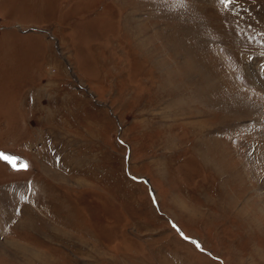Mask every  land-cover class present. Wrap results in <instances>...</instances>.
<instances>
[{
  "label": "rangeland",
  "instance_id": "obj_1",
  "mask_svg": "<svg viewBox=\"0 0 264 264\" xmlns=\"http://www.w3.org/2000/svg\"><path fill=\"white\" fill-rule=\"evenodd\" d=\"M0 151V264H264V0H0Z\"/></svg>",
  "mask_w": 264,
  "mask_h": 264
},
{
  "label": "water",
  "instance_id": "obj_2",
  "mask_svg": "<svg viewBox=\"0 0 264 264\" xmlns=\"http://www.w3.org/2000/svg\"><path fill=\"white\" fill-rule=\"evenodd\" d=\"M22 32H26V30H23ZM0 152H3V153H5V154H7V155H9V156H13V157H16V158H17V168H15V169L12 167L11 164L7 163V162L4 161V160H0V161H2V162L6 163L7 166H8L10 169H14V170L25 169L23 166L26 165V162H25L23 159H21L20 157H18V156L15 155V154H11V153H8V152H5V151H0Z\"/></svg>",
  "mask_w": 264,
  "mask_h": 264
},
{
  "label": "snow or ice",
  "instance_id": "obj_3",
  "mask_svg": "<svg viewBox=\"0 0 264 264\" xmlns=\"http://www.w3.org/2000/svg\"><path fill=\"white\" fill-rule=\"evenodd\" d=\"M221 2L223 3L225 2V0H221ZM0 160H4L7 163L11 164L14 169L17 168V158L16 157L9 156L3 152H0ZM23 167L26 168L27 166L24 165Z\"/></svg>",
  "mask_w": 264,
  "mask_h": 264
},
{
  "label": "bare ground",
  "instance_id": "obj_4",
  "mask_svg": "<svg viewBox=\"0 0 264 264\" xmlns=\"http://www.w3.org/2000/svg\"><path fill=\"white\" fill-rule=\"evenodd\" d=\"M4 163V162H3ZM6 164V163H5Z\"/></svg>",
  "mask_w": 264,
  "mask_h": 264
},
{
  "label": "crops",
  "instance_id": "obj_5",
  "mask_svg": "<svg viewBox=\"0 0 264 264\" xmlns=\"http://www.w3.org/2000/svg\"><path fill=\"white\" fill-rule=\"evenodd\" d=\"M185 207V206H184Z\"/></svg>",
  "mask_w": 264,
  "mask_h": 264
}]
</instances>
